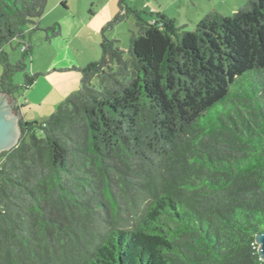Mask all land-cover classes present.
Listing matches in <instances>:
<instances>
[{"label":"trees","instance_id":"trees-1","mask_svg":"<svg viewBox=\"0 0 264 264\" xmlns=\"http://www.w3.org/2000/svg\"><path fill=\"white\" fill-rule=\"evenodd\" d=\"M48 1L0 0V91L42 74L27 71L31 36L15 62L5 46L40 28ZM119 6L101 57L63 69L79 91L21 118L0 153V264H264V0L194 30L135 11L128 53L106 33Z\"/></svg>","mask_w":264,"mask_h":264},{"label":"rangeland","instance_id":"rangeland-1","mask_svg":"<svg viewBox=\"0 0 264 264\" xmlns=\"http://www.w3.org/2000/svg\"><path fill=\"white\" fill-rule=\"evenodd\" d=\"M68 7L62 4V0H49L46 12L41 17L40 28L32 30L34 25L26 26L25 37L14 39L12 43L5 46L6 52L9 54L10 60L15 62L22 55L23 42L29 39L34 44L32 56L28 59L27 71H32L35 63L36 67L45 66L50 60L57 45L60 43L62 33L53 37L46 38L45 28L58 22L62 28L63 34L66 29L77 30V21L79 18L84 23L83 32L89 29L98 31L101 36V29L107 25L115 15L120 11L119 0H65ZM248 0H123L125 17L114 24L112 28L106 31L109 38L117 39L119 46L128 53L130 47V37L133 30H137L138 11L141 18L151 23L157 17L156 10H162L167 16L175 20L177 26H183L184 29L194 30L197 22L201 17L212 10H219L225 15L232 14L236 8L246 3ZM75 27V28H74ZM97 27V28H96ZM32 30V31H31ZM87 33H91L90 31ZM94 34V31H93ZM96 34V32H95ZM95 34L91 38V43L96 44L99 57L102 55L100 41L95 42ZM52 41H55L52 42ZM75 44L84 42V39L78 37L73 41ZM63 70V68H62ZM3 74V67L0 57V78ZM68 74L77 75L79 77L78 86L72 93L79 91L81 74L79 71L71 70ZM252 73H246L245 76H252ZM43 73L38 77L35 85L28 89H20L15 93L17 107L24 119L34 121H43L51 116L56 110L58 104L63 99H58L55 95L58 91L47 89L46 84L49 81ZM25 79V71L21 70L15 73L14 82L22 83ZM49 84V83H48ZM49 86H51L49 84ZM52 87V86H51ZM11 102L13 96H9ZM27 101V103H25ZM58 102V103H57ZM25 103V104H24ZM16 111V108H14Z\"/></svg>","mask_w":264,"mask_h":264},{"label":"crops","instance_id":"crops-1","mask_svg":"<svg viewBox=\"0 0 264 264\" xmlns=\"http://www.w3.org/2000/svg\"><path fill=\"white\" fill-rule=\"evenodd\" d=\"M158 12L163 13L162 10H156V13ZM76 21H77V30L68 28L66 29L65 34H63L62 32L60 43L59 45H57L55 49L56 52L54 53L53 57L50 60H48L46 65L36 67L34 63L32 66V71L34 73L41 72L43 73L44 76H46L44 78L49 79L50 82L48 83L52 87L49 86V84L47 83L46 88L49 90L55 89L54 91H58V94L55 95L58 99H63L64 97L70 95L72 91L78 86V82H79L78 81L79 77L77 75L68 74V72H70L71 70H62V68L65 69L73 65L83 67L86 66L89 62L99 59L98 58L99 54L97 51L96 44L93 45L90 41L92 36L96 32L94 37L95 42L98 43L100 41V45H101V41L103 38L102 29H101V36L97 34L98 31L95 29L88 28V30L91 33H87L89 31L83 32L84 23L79 18H77ZM78 37L83 38L84 42L75 44L73 41L76 40ZM52 42L55 43V41ZM25 103H27V101H25ZM16 107H17V101H16ZM21 118H23L22 115Z\"/></svg>","mask_w":264,"mask_h":264},{"label":"water","instance_id":"water-1","mask_svg":"<svg viewBox=\"0 0 264 264\" xmlns=\"http://www.w3.org/2000/svg\"><path fill=\"white\" fill-rule=\"evenodd\" d=\"M9 96L11 94L0 91V153L15 147L20 142L22 134L21 114L16 107V99L12 95L11 102ZM256 242L260 257L264 260V230L256 234Z\"/></svg>","mask_w":264,"mask_h":264}]
</instances>
